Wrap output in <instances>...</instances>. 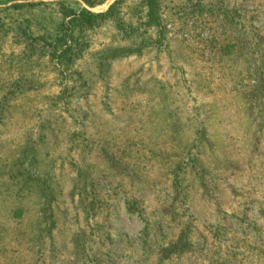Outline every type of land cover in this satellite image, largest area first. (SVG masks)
<instances>
[{
    "label": "rangeland",
    "instance_id": "rangeland-1",
    "mask_svg": "<svg viewBox=\"0 0 264 264\" xmlns=\"http://www.w3.org/2000/svg\"><path fill=\"white\" fill-rule=\"evenodd\" d=\"M0 264H264V0H0Z\"/></svg>",
    "mask_w": 264,
    "mask_h": 264
},
{
    "label": "trees",
    "instance_id": "trees-1",
    "mask_svg": "<svg viewBox=\"0 0 264 264\" xmlns=\"http://www.w3.org/2000/svg\"><path fill=\"white\" fill-rule=\"evenodd\" d=\"M3 2H13L17 0H2ZM148 7V12L151 20H156V0H143ZM89 7H93L94 4L91 2H87ZM38 3L29 2L22 4H13L11 7L13 8H23L25 6L32 7L36 6ZM113 6L111 5L107 13H93L88 10H79L75 11L64 6L59 7V15H60V24L58 29L63 30L61 34H56V40H60L61 38H70L74 40L76 33L81 30L91 29L98 26L101 21L111 12ZM68 49H71L69 46Z\"/></svg>",
    "mask_w": 264,
    "mask_h": 264
}]
</instances>
